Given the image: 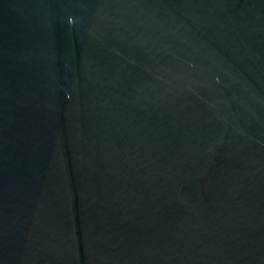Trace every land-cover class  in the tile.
Wrapping results in <instances>:
<instances>
[{"label": "water", "instance_id": "obj_1", "mask_svg": "<svg viewBox=\"0 0 264 264\" xmlns=\"http://www.w3.org/2000/svg\"><path fill=\"white\" fill-rule=\"evenodd\" d=\"M0 264H264V0H0Z\"/></svg>", "mask_w": 264, "mask_h": 264}]
</instances>
